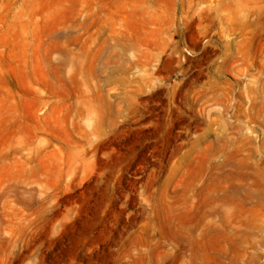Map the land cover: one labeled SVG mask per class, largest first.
<instances>
[{
	"label": "rangeland",
	"instance_id": "obj_1",
	"mask_svg": "<svg viewBox=\"0 0 264 264\" xmlns=\"http://www.w3.org/2000/svg\"><path fill=\"white\" fill-rule=\"evenodd\" d=\"M0 264H264V0H0Z\"/></svg>",
	"mask_w": 264,
	"mask_h": 264
}]
</instances>
